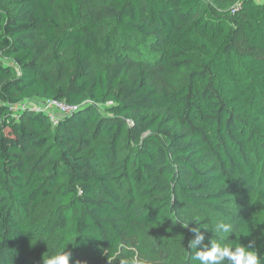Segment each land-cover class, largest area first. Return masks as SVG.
I'll use <instances>...</instances> for the list:
<instances>
[{
    "label": "trees",
    "instance_id": "trees-1",
    "mask_svg": "<svg viewBox=\"0 0 264 264\" xmlns=\"http://www.w3.org/2000/svg\"><path fill=\"white\" fill-rule=\"evenodd\" d=\"M107 2L120 38L152 37L157 65L187 69V81L158 89L152 61L114 54L109 38L100 46L82 0H0V264H43L57 244L69 264H189L198 225L181 224L196 217L211 229L210 215L233 224L230 239L252 241L264 264V0H216L222 13L202 0ZM52 49L66 53L65 68L42 67ZM95 54L113 62L91 69ZM32 98L77 108L55 125L41 110L13 114ZM53 197L49 224L35 225V208ZM139 227L160 229L185 256L143 244ZM63 228L70 237L44 250Z\"/></svg>",
    "mask_w": 264,
    "mask_h": 264
},
{
    "label": "rangeland",
    "instance_id": "rangeland-1",
    "mask_svg": "<svg viewBox=\"0 0 264 264\" xmlns=\"http://www.w3.org/2000/svg\"><path fill=\"white\" fill-rule=\"evenodd\" d=\"M263 0L259 1L262 2ZM107 0H82V9L81 12L84 17H92L98 24L97 35L99 37V45L104 46L105 41L109 38L110 47L114 54H132L140 55L141 57L148 59L153 62V70L150 74V82L158 89L166 88L169 91L175 90L179 85L187 81L188 70L181 69L174 73H167L163 71L156 61L157 54V44L152 37H143V36H131L128 38H120L114 27V22L111 18L105 15L103 12L102 6L107 5ZM202 6L209 9H213L216 12H225L224 8L220 7V4L216 0H202ZM57 11L59 17L62 21V27L68 28L71 26V20L68 17L66 11L63 9V6H58ZM42 67L49 69L53 66H58L60 68H65L67 66V56L64 51H59L52 49V52H48L46 56L42 59ZM113 62V56H98L95 54L90 63L91 69H96L98 67L104 68L108 64ZM3 63L10 65L16 68V65L12 60H3ZM43 99L32 98L26 100L25 107L30 109L37 110L41 106ZM107 104L99 105L102 110H104ZM130 150V147L125 144V142L120 147L121 156L126 155ZM86 153L92 158L96 163H100L101 159L97 157L93 149L86 150ZM240 199L249 200L251 198L250 194H246L239 197ZM57 205V200L55 197L50 198L49 200L38 205L33 213V221L35 225L41 227H46L49 224L55 206ZM185 209V208H184ZM189 212V211H187ZM217 220H222L227 222L226 218L217 217L215 215L203 216V221L208 226H213ZM139 237L143 244L148 246H153L155 248H162V246H170L173 254L176 257L183 258L185 256V250L182 244H173L168 243L166 235L158 228L148 227L143 228L139 227ZM43 234L42 229H37L33 232V243H36L35 237L39 238ZM235 234V229L230 237ZM70 237L69 233L63 229L55 230L50 236L43 239V248L47 250L56 240H67ZM176 264H182V261H178Z\"/></svg>",
    "mask_w": 264,
    "mask_h": 264
},
{
    "label": "clouds",
    "instance_id": "clouds-1",
    "mask_svg": "<svg viewBox=\"0 0 264 264\" xmlns=\"http://www.w3.org/2000/svg\"><path fill=\"white\" fill-rule=\"evenodd\" d=\"M190 220L198 226L190 228L193 238L187 245L190 249L189 264H261V254L253 246L252 241L245 245L236 239L229 238L234 231L231 222L217 220L211 229L203 227L199 218L196 217L188 218L183 224L178 222L183 227H188ZM207 232H210L211 236L205 242ZM240 232L241 236L249 234L244 228H241ZM65 246L55 245L52 252L43 259V264H69L72 254L66 250Z\"/></svg>",
    "mask_w": 264,
    "mask_h": 264
},
{
    "label": "built area",
    "instance_id": "built-area-1",
    "mask_svg": "<svg viewBox=\"0 0 264 264\" xmlns=\"http://www.w3.org/2000/svg\"><path fill=\"white\" fill-rule=\"evenodd\" d=\"M236 5V4H235ZM25 107V103L21 102L17 105L11 107L13 114L16 115V112ZM77 106L69 103L65 100L59 99H43L41 102V106L37 110L44 111L47 119L50 121L52 125L58 123L59 118L64 116L74 110H76Z\"/></svg>",
    "mask_w": 264,
    "mask_h": 264
},
{
    "label": "crops",
    "instance_id": "crops-1",
    "mask_svg": "<svg viewBox=\"0 0 264 264\" xmlns=\"http://www.w3.org/2000/svg\"><path fill=\"white\" fill-rule=\"evenodd\" d=\"M257 1H261V0H257Z\"/></svg>",
    "mask_w": 264,
    "mask_h": 264
}]
</instances>
